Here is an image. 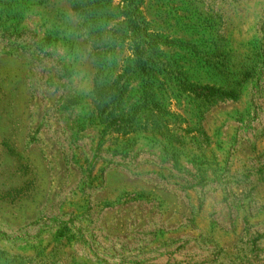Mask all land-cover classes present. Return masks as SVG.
<instances>
[{"label": "rangeland", "instance_id": "374dc122", "mask_svg": "<svg viewBox=\"0 0 264 264\" xmlns=\"http://www.w3.org/2000/svg\"><path fill=\"white\" fill-rule=\"evenodd\" d=\"M98 2L0 0V264H264V0Z\"/></svg>", "mask_w": 264, "mask_h": 264}, {"label": "trees", "instance_id": "16d2710c", "mask_svg": "<svg viewBox=\"0 0 264 264\" xmlns=\"http://www.w3.org/2000/svg\"><path fill=\"white\" fill-rule=\"evenodd\" d=\"M126 1L129 2V8H130L131 6L130 1L133 0H126ZM98 3H99L98 0H71V4L74 5L73 6L74 8L82 9L86 11L87 14L91 13L94 10L95 5H97ZM131 16H133L132 13ZM137 53H138L137 63L139 65L140 71L143 72L145 75L149 74L151 69L153 68L152 66L153 63L144 56L143 50L139 44L137 48ZM226 70L228 69L226 68ZM250 74H252L251 70L247 67L244 68L241 72H239V75H237L239 76V78L236 80L235 85L228 88L215 87V86L188 85L185 83H183L182 88L188 89L193 94L194 97L199 99H204L206 101H211V100L217 101L223 99L236 100L239 97L240 87L242 86L243 82L247 80ZM105 95H106L105 93L101 95L100 97L101 101H103L106 98ZM121 120L127 122V119L121 118ZM115 123H117V119L115 120Z\"/></svg>", "mask_w": 264, "mask_h": 264}]
</instances>
